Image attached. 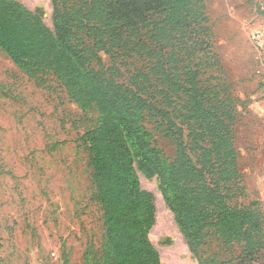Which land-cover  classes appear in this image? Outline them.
I'll list each match as a JSON object with an SVG mask.
<instances>
[{"label":"trees","instance_id":"obj_1","mask_svg":"<svg viewBox=\"0 0 264 264\" xmlns=\"http://www.w3.org/2000/svg\"><path fill=\"white\" fill-rule=\"evenodd\" d=\"M53 30L40 9L0 0V49L32 79L55 77L84 112L101 123L81 141L93 169L95 200L105 228L102 264H162L150 239L154 196L142 189L137 159L156 176L190 252L214 236L248 264L264 251V214L234 204L242 174L235 145V103L229 87L203 86L201 63L218 62L204 0H51ZM125 59L148 72L118 78ZM214 66V65H213ZM156 79V84L154 83ZM161 87V89H159ZM180 105V106H179ZM174 142L168 157L149 125Z\"/></svg>","mask_w":264,"mask_h":264},{"label":"rangeland","instance_id":"obj_2","mask_svg":"<svg viewBox=\"0 0 264 264\" xmlns=\"http://www.w3.org/2000/svg\"><path fill=\"white\" fill-rule=\"evenodd\" d=\"M17 1L31 11L40 9L53 30L51 0ZM204 1L218 62L210 65L207 57L196 62L201 82L229 87L237 101L234 132L243 193L233 202L240 207L255 203L264 214V0ZM103 57L108 68L120 67L121 82L135 70L148 72L142 59L113 64ZM100 123L97 109L84 112L55 77H28L0 49V264H102L103 211L81 141ZM149 126L154 144L173 157L174 142ZM135 167L142 189L154 196L150 239L162 264H200L164 201L158 178L137 159ZM241 252L237 245L227 251L211 236L201 258L248 264ZM250 264H264V251Z\"/></svg>","mask_w":264,"mask_h":264}]
</instances>
